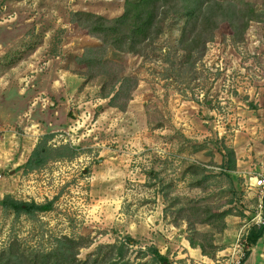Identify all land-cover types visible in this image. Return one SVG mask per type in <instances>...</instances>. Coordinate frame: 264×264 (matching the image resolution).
Listing matches in <instances>:
<instances>
[{
    "label": "rangeland",
    "instance_id": "obj_1",
    "mask_svg": "<svg viewBox=\"0 0 264 264\" xmlns=\"http://www.w3.org/2000/svg\"><path fill=\"white\" fill-rule=\"evenodd\" d=\"M123 2L0 0V200L52 202L32 217L0 207V250L28 256L82 237L79 260L123 244L127 264H158L150 249L169 264H239L246 251L243 264H264V236L251 249L244 241L264 223L251 185L264 166V0H235L260 20L241 42L222 23L193 67L177 45L178 3L143 56L106 48L71 21L80 11L116 18ZM88 47L102 67L79 64ZM113 72L137 80L124 111L109 103ZM46 134L73 155L27 172Z\"/></svg>",
    "mask_w": 264,
    "mask_h": 264
},
{
    "label": "trees",
    "instance_id": "obj_2",
    "mask_svg": "<svg viewBox=\"0 0 264 264\" xmlns=\"http://www.w3.org/2000/svg\"><path fill=\"white\" fill-rule=\"evenodd\" d=\"M177 3L180 8L179 14L183 19L177 45L178 49L184 53L185 67L187 65L193 67L194 63L203 56L207 43L213 40L215 31L222 23H226L231 35L237 42H241L249 23L260 20L249 3L240 2L243 6H239L235 0H124L123 12L116 18L107 19L80 11L71 14V21L86 35L99 40L106 48L143 56L148 45L161 35L169 10ZM97 50L100 49L86 48L78 60L79 64L87 69L102 67L104 63L96 55ZM110 78L112 80L109 94L110 106L124 111L128 102L132 100L131 92L137 87V80L132 77H122L114 72L110 74ZM118 83L120 86L115 93L111 94L115 84ZM52 137V134H46L38 139L24 164L27 172L38 170L49 161L72 157L74 148L51 146L48 143ZM227 160L229 170H233L235 157L232 150H227ZM0 207L12 211L15 217L20 215L32 217L37 212L50 211L52 202L36 204L4 196L0 200ZM263 236L264 223L250 228L244 241L251 249ZM127 241L129 245L134 244L130 238ZM187 241L192 248L201 249L193 240L187 239ZM87 246L82 237L77 239L62 237L56 240L54 249L48 252H32L27 256L23 252L18 253V249L10 244L8 248L0 250V264H127L123 262V244L100 245L87 259L79 260L78 251ZM105 250L107 252H104ZM116 250L115 257L119 260L113 257ZM150 252L153 262L169 264L167 258L156 249H150ZM249 254L250 252L246 251L239 264H243ZM142 255L141 260L146 258L144 253Z\"/></svg>",
    "mask_w": 264,
    "mask_h": 264
},
{
    "label": "built area",
    "instance_id": "obj_3",
    "mask_svg": "<svg viewBox=\"0 0 264 264\" xmlns=\"http://www.w3.org/2000/svg\"><path fill=\"white\" fill-rule=\"evenodd\" d=\"M251 181V185L258 189L261 195L264 196V166L262 172L258 176L252 178Z\"/></svg>",
    "mask_w": 264,
    "mask_h": 264
}]
</instances>
